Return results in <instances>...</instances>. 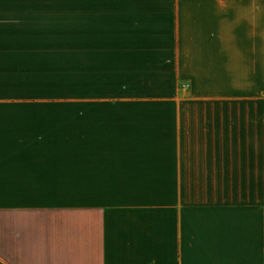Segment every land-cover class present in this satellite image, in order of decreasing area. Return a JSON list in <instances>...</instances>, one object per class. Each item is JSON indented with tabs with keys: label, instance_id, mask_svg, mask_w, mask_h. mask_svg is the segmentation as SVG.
Masks as SVG:
<instances>
[{
	"label": "crops",
	"instance_id": "1",
	"mask_svg": "<svg viewBox=\"0 0 264 264\" xmlns=\"http://www.w3.org/2000/svg\"><path fill=\"white\" fill-rule=\"evenodd\" d=\"M176 18L0 0V264H264V33ZM68 86H187L209 108H53Z\"/></svg>",
	"mask_w": 264,
	"mask_h": 264
},
{
	"label": "rangeland",
	"instance_id": "2",
	"mask_svg": "<svg viewBox=\"0 0 264 264\" xmlns=\"http://www.w3.org/2000/svg\"><path fill=\"white\" fill-rule=\"evenodd\" d=\"M174 5L180 33H264V0H174ZM47 91L58 94L59 98L66 96L68 99L67 106L53 108L70 110L171 109V101L155 102L152 99H172L173 93L177 98L178 108H209V104L205 106L201 97L191 100V91L187 86H68L47 87ZM84 97L113 100H104L87 107L78 101ZM125 98L149 100L132 103L116 101Z\"/></svg>",
	"mask_w": 264,
	"mask_h": 264
}]
</instances>
